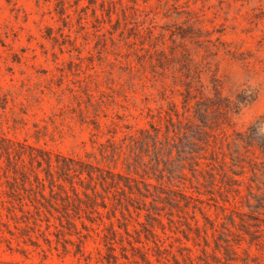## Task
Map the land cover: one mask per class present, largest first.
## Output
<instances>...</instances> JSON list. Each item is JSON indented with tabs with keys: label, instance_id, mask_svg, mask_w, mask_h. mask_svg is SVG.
Returning a JSON list of instances; mask_svg holds the SVG:
<instances>
[{
	"label": "rangeland",
	"instance_id": "1",
	"mask_svg": "<svg viewBox=\"0 0 264 264\" xmlns=\"http://www.w3.org/2000/svg\"><path fill=\"white\" fill-rule=\"evenodd\" d=\"M186 64L253 100L202 127L182 109ZM255 121L264 0H0V264H264V163L235 140ZM178 128L208 145L178 154ZM28 146L93 181L54 167L50 198ZM20 147L45 207L7 195L3 150Z\"/></svg>",
	"mask_w": 264,
	"mask_h": 264
},
{
	"label": "trees",
	"instance_id": "2",
	"mask_svg": "<svg viewBox=\"0 0 264 264\" xmlns=\"http://www.w3.org/2000/svg\"><path fill=\"white\" fill-rule=\"evenodd\" d=\"M93 3V0H90V4ZM196 68V67H195ZM186 73L183 74L184 81H183V92H180V95L182 96V109L184 114H190L192 112L193 118H195L202 127L205 126V118H206V110L209 109V107H214L217 109H224L225 113H238L241 107L245 106L246 104L250 103L253 98L250 96H237L235 98V101H231L230 99L224 98L221 96V87L220 84H217V82L210 83V85H205L202 81L201 74L199 73H193L191 75V68H187L186 64ZM198 92L200 97L194 96L195 92ZM209 94H213V98L209 96ZM4 109V107H3ZM175 115H178L177 111H174ZM262 120V118L260 119ZM259 125V126H258ZM264 125V122H262L260 127V122L255 121L253 124H251L249 127H247L246 131L243 133L237 134V138L235 139L236 142L240 143L247 152H251L252 154H256L261 159H263L262 166H260V169H263V163H264V132L262 126ZM181 129V132L175 135H179L178 140L179 143L173 144V148L177 151L178 154L182 153V148L180 147L181 143H184L183 139L184 137L188 138L187 143L189 144H197L198 147H202L203 145H208L207 139L204 141L200 140L198 136H196V133H193L188 128H178ZM182 138V141H181ZM215 143V142H214ZM20 146V145H19ZM30 149V153L28 154L29 160L32 162H35L38 167L42 166V163L45 164L47 167L46 172L44 173L45 179L50 178L49 181V197L54 198V192H53V175L51 172V169L56 167V173L59 174L58 179L60 176L69 177L70 174L73 175H83L85 174L86 177L93 181L94 174L93 172H89L86 170H82L81 165L75 167L72 164L66 163L63 167L58 164L54 166L53 160L51 159V156L49 153H45L44 151L34 150L32 147L28 146ZM22 147H20L19 150L12 149L9 151V148H5V159H6V170L4 172V175L8 173L11 169L13 176V184L8 183V197L14 196V195H21L20 191H25L28 193V197H31L29 199H32L36 206L37 204L40 206L45 207V205L41 201H45V203L48 205V198L45 195L44 189H45V182L44 179L41 178L37 173H34L32 175L33 181L30 179L29 175L19 170L17 167V164L22 161L24 152H22ZM193 153V152H191ZM70 163L71 160H68ZM250 167L252 168L251 173L255 174L256 168L258 167L257 162L250 164ZM1 169V165H0ZM261 172V170H260ZM264 175V174H262ZM6 177V176H5ZM95 177L100 178L103 182H106L108 180H111V183L114 185L115 181L111 179L110 177H100L95 175ZM62 179V178H60ZM65 179V178H64ZM67 179V178H66ZM18 180L21 182V185L23 186L21 189L18 188ZM51 181V182H50ZM26 183L28 185V189H26ZM71 191L73 192V195L77 200H80L76 189L73 186V182H69ZM119 182L116 183V185ZM1 184V183H0ZM20 186V185H19ZM60 187V186H59ZM92 193L95 192V188H90ZM138 190V189H137ZM87 191V189H86ZM30 193V194H29ZM83 195L87 196V193H83ZM64 196L66 198H69L68 194L64 192ZM62 199V198H61ZM67 202V201H66ZM68 203V202H67ZM34 206L35 208H37Z\"/></svg>",
	"mask_w": 264,
	"mask_h": 264
}]
</instances>
